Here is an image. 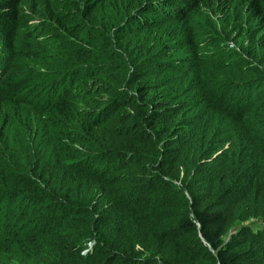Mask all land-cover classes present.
<instances>
[{
    "label": "trees",
    "instance_id": "obj_1",
    "mask_svg": "<svg viewBox=\"0 0 264 264\" xmlns=\"http://www.w3.org/2000/svg\"><path fill=\"white\" fill-rule=\"evenodd\" d=\"M0 40L60 56L0 66V264H264V0H0Z\"/></svg>",
    "mask_w": 264,
    "mask_h": 264
},
{
    "label": "rangeland",
    "instance_id": "obj_2",
    "mask_svg": "<svg viewBox=\"0 0 264 264\" xmlns=\"http://www.w3.org/2000/svg\"><path fill=\"white\" fill-rule=\"evenodd\" d=\"M19 10H22L24 14L29 15V8H26V6L19 7ZM37 23L36 19L30 20L28 23L25 24V22L21 20L15 21V40H19V32L25 31L27 26H32ZM37 48V52H34L33 49ZM39 44L36 43V41L28 40L27 47L18 45L16 43H7L5 44V41L0 40V66L5 68L6 66L8 68H14V74L17 75L22 71H28L31 72L33 75L36 74V76H45V74H52V72L60 68V63L58 60L60 59V56L55 51V48L52 49L50 52H45L41 48H38ZM229 47L232 49H235V46L233 44H229ZM19 68H16V67ZM4 70V69H3ZM9 70V69H8ZM9 73L5 72L0 77V85L2 84V81L8 76ZM53 75V74H52ZM30 90L23 93L24 96L30 97ZM97 102V101H96ZM98 103V102H97ZM202 124V122H200ZM32 129L35 131V128L29 123ZM15 125L11 131V145L16 154H18L21 158L25 157V153L23 150V141L21 140V136L17 135L15 133ZM24 135V140H26L29 144L31 143L32 138L30 137V133L26 131ZM212 154V152H207V155ZM206 155V156H207ZM217 154H214L212 158L216 157ZM20 158V159H21ZM211 158V159H212ZM210 160V159H209ZM217 165L220 164V161L216 163ZM110 176L105 177L104 179H109ZM178 185H181L179 182H177ZM60 188H64V191H70L72 199L76 203H79L80 208L83 209L81 212H86V207L84 205H89L92 209H97L96 215H99L103 209H104V216L108 215L109 212H111L110 208L113 206V198H112V191L113 186H109L108 189V196L98 189V183L87 181L85 178L71 175V174H65L63 176V181L60 183ZM186 194L189 196V192H186ZM111 218V217H110ZM109 218V219H110ZM108 219V220H109ZM107 220V221H108ZM106 221V222H107ZM111 224V223H110ZM103 225V224H101ZM107 226H103L102 230L106 231V233L114 234L113 230H106ZM38 237H41L38 235ZM90 240L86 243L85 248L82 250V254L90 253L94 247L96 246L98 242V234L94 230L93 234L89 238ZM139 247V246H138Z\"/></svg>",
    "mask_w": 264,
    "mask_h": 264
}]
</instances>
